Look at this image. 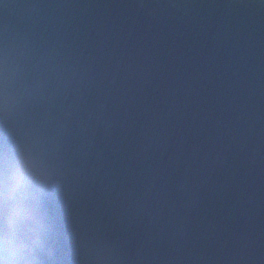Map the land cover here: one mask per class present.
Masks as SVG:
<instances>
[{"label": "water", "instance_id": "obj_1", "mask_svg": "<svg viewBox=\"0 0 264 264\" xmlns=\"http://www.w3.org/2000/svg\"><path fill=\"white\" fill-rule=\"evenodd\" d=\"M5 41L82 238L264 264V0H0Z\"/></svg>", "mask_w": 264, "mask_h": 264}, {"label": "clouds", "instance_id": "obj_2", "mask_svg": "<svg viewBox=\"0 0 264 264\" xmlns=\"http://www.w3.org/2000/svg\"><path fill=\"white\" fill-rule=\"evenodd\" d=\"M14 63L7 41L0 47V264H126L115 244L82 238L65 221L63 162L47 140L19 132L24 85L10 77Z\"/></svg>", "mask_w": 264, "mask_h": 264}]
</instances>
